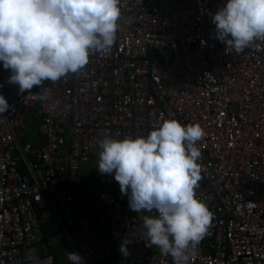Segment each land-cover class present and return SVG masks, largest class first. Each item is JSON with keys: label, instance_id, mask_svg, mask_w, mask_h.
<instances>
[{"label": "built area", "instance_id": "built-area-1", "mask_svg": "<svg viewBox=\"0 0 264 264\" xmlns=\"http://www.w3.org/2000/svg\"><path fill=\"white\" fill-rule=\"evenodd\" d=\"M226 2L120 0L111 50L91 54L79 73L44 81V102L19 93L0 63L10 105L0 114V264H57L55 254L34 258L52 211L83 264H173L145 236L142 217L156 213L131 212L114 177L97 169L98 140L146 137L161 117L206 133L196 197L213 220L190 264H264V41L237 53L215 38L211 17ZM81 163H93L109 187L99 219L111 238L65 185Z\"/></svg>", "mask_w": 264, "mask_h": 264}, {"label": "clouds", "instance_id": "clouds-1", "mask_svg": "<svg viewBox=\"0 0 264 264\" xmlns=\"http://www.w3.org/2000/svg\"><path fill=\"white\" fill-rule=\"evenodd\" d=\"M120 17V0H0V63L10 71L7 82L34 100H49L44 81L79 73L91 54L110 51ZM211 19L215 38L237 53L264 41V0H227ZM34 86L41 90L32 93ZM9 108L0 94V114ZM161 121L146 137L98 140L97 169L114 177L131 212L156 213L142 217L149 242L173 264H190L213 220L196 197L204 170L197 143L206 133L199 124ZM126 243L120 247L125 256ZM67 260L83 264L77 253H67Z\"/></svg>", "mask_w": 264, "mask_h": 264}, {"label": "crops", "instance_id": "crops-1", "mask_svg": "<svg viewBox=\"0 0 264 264\" xmlns=\"http://www.w3.org/2000/svg\"><path fill=\"white\" fill-rule=\"evenodd\" d=\"M76 176H77V172L70 173L68 175V179H67L65 185L74 188L72 186V181L76 178ZM99 184H101V183H99ZM104 187H107V186H104ZM74 189L78 192V190L76 188H74ZM108 189H109V187L106 188V190H108ZM78 194H79V192H78ZM100 202H101L100 203L101 207H100L99 211H97V212L85 209L83 201H82V204H83V208H84L85 212L91 217L94 224L100 228V230L102 231V233L106 237L111 238L112 237L111 231L108 228L107 224L101 223V219H99L100 214L103 212V208H104L102 201H100ZM43 227H44V231H45V239L42 243H40L37 246V248L35 250L34 258H42V256H46L49 254H55L57 264H71L67 260V253H72L73 251L70 247L69 242L66 239L64 229H63V225H62V220L56 214V211H52V213L47 218L44 219V226ZM58 230H60V232H62L63 237L57 238V236L55 235V232ZM105 232H107L108 235H106ZM64 258H66V260H64Z\"/></svg>", "mask_w": 264, "mask_h": 264}, {"label": "rangeland", "instance_id": "rangeland-1", "mask_svg": "<svg viewBox=\"0 0 264 264\" xmlns=\"http://www.w3.org/2000/svg\"><path fill=\"white\" fill-rule=\"evenodd\" d=\"M28 140L31 139L27 136L21 137V141L24 144ZM72 186L78 190L85 209L92 210L94 212L99 211L101 207L100 196L107 187L99 184L93 163L80 164L77 171V176L72 181ZM55 235L57 238L63 237V234L60 232V230L56 231ZM64 260H66V258H64Z\"/></svg>", "mask_w": 264, "mask_h": 264}, {"label": "trees", "instance_id": "trees-1", "mask_svg": "<svg viewBox=\"0 0 264 264\" xmlns=\"http://www.w3.org/2000/svg\"><path fill=\"white\" fill-rule=\"evenodd\" d=\"M105 234H106V235H108V233H107V232H105Z\"/></svg>", "mask_w": 264, "mask_h": 264}]
</instances>
